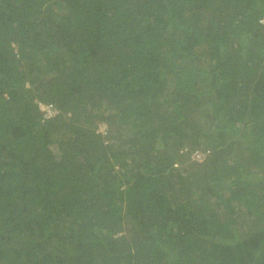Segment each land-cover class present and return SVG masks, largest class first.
<instances>
[{"label": "trees", "instance_id": "1", "mask_svg": "<svg viewBox=\"0 0 264 264\" xmlns=\"http://www.w3.org/2000/svg\"><path fill=\"white\" fill-rule=\"evenodd\" d=\"M262 18L0 0V264H264Z\"/></svg>", "mask_w": 264, "mask_h": 264}, {"label": "built area", "instance_id": "2", "mask_svg": "<svg viewBox=\"0 0 264 264\" xmlns=\"http://www.w3.org/2000/svg\"><path fill=\"white\" fill-rule=\"evenodd\" d=\"M42 108L47 110V114H51L53 112L49 106L42 105ZM207 152H208L207 149L206 150L195 149L191 156L193 159L197 161H201L207 155Z\"/></svg>", "mask_w": 264, "mask_h": 264}, {"label": "rangeland", "instance_id": "3", "mask_svg": "<svg viewBox=\"0 0 264 264\" xmlns=\"http://www.w3.org/2000/svg\"><path fill=\"white\" fill-rule=\"evenodd\" d=\"M262 22H264V19L263 18H262ZM104 129H105V125L103 123H99V130L103 131ZM202 146H203V143H199V145L196 148L201 150L202 149ZM206 147L208 148V146H206Z\"/></svg>", "mask_w": 264, "mask_h": 264}, {"label": "clouds", "instance_id": "4", "mask_svg": "<svg viewBox=\"0 0 264 264\" xmlns=\"http://www.w3.org/2000/svg\"><path fill=\"white\" fill-rule=\"evenodd\" d=\"M263 19H264V18H263ZM260 20L262 21V19H260ZM47 106H48V105H47ZM49 107H50V106H49ZM50 108H51V107H50ZM51 110L53 111V108H51ZM195 149H197V148H195ZM195 149H194V150H195ZM194 150L191 151L190 156L192 155V153H193ZM201 150H203V149H201ZM191 158H192V156H191ZM192 159H193V158H192ZM194 160H195V159H194ZM201 161H202V160H201Z\"/></svg>", "mask_w": 264, "mask_h": 264}]
</instances>
